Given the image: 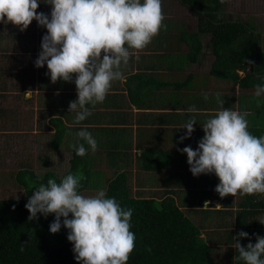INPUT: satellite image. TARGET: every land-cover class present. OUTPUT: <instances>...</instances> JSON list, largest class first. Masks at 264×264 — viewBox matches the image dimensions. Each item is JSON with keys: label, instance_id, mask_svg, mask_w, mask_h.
I'll return each mask as SVG.
<instances>
[{"label": "crops", "instance_id": "1", "mask_svg": "<svg viewBox=\"0 0 264 264\" xmlns=\"http://www.w3.org/2000/svg\"><path fill=\"white\" fill-rule=\"evenodd\" d=\"M41 2L36 11L49 14L51 6ZM161 9L164 19L158 33L139 50L138 61L130 57L129 63L122 65L126 79L113 81L102 103L88 105L91 115L80 125H87L97 149H89L81 158L91 177L104 179V187L105 182L123 177L131 197L156 201L169 197L189 219V210L199 215L196 221L190 220L199 228L210 252L227 249L229 264H234L230 256L236 252L232 245L238 233L239 207L251 203L259 209L254 216H240L249 225L254 222L248 227L249 236L240 240L255 243L256 236L264 235V224L259 222L264 221V208L257 206L264 202V193L220 197L214 191L218 178L213 173L194 177L188 170L186 155L178 149L188 145L195 149L203 136L201 126L222 106L246 113L248 129L262 126L264 94L257 97L255 90H245L235 82L210 75L213 56L207 45L208 35L203 37L198 60L190 61L185 34L196 31L195 19L177 0H161ZM185 11L193 18L194 29L182 17L177 19ZM4 25L7 31L14 30L11 23ZM45 33L46 29L35 20L23 31L18 27L16 33H0V128L10 138L7 143L13 144L15 137L24 141L31 137L36 142L40 130L46 127L51 136L47 148L51 150L56 127L62 125L65 137L59 148L68 151L70 160L74 156L70 145L76 142L79 126L73 125L74 112H69L68 104L76 99V88L72 80L58 78L52 82L46 65L34 66ZM191 105L199 111L185 112ZM189 116L195 117L194 131L179 141L186 131L180 127ZM9 131H15L13 138ZM85 147L88 148L86 144ZM46 161L45 158L43 164H48ZM20 170L26 169L19 168L16 174Z\"/></svg>", "mask_w": 264, "mask_h": 264}, {"label": "clouds", "instance_id": "2", "mask_svg": "<svg viewBox=\"0 0 264 264\" xmlns=\"http://www.w3.org/2000/svg\"><path fill=\"white\" fill-rule=\"evenodd\" d=\"M40 3L0 0V23H11L23 31L35 20L46 29L34 66L46 65L52 82L59 78L75 84L76 99L69 102L68 110L74 112L73 125L79 130L70 147L83 156L89 149H97L87 125H80L91 115L88 105L102 103L112 82L126 79L122 65H127L130 57L138 61L139 50L158 33L164 19L161 0H44L51 6L49 14L36 11ZM254 88L255 96L264 94V82ZM184 111L199 109L191 105ZM195 123L193 116L186 119L180 127L186 131L179 141L190 137ZM201 128L203 136L195 149L190 145L178 149L187 157L189 172L194 177L213 173L219 181L214 191L220 197L264 193V134L249 132L246 113L222 106ZM83 179L82 172H69L59 182L49 178L35 187L24 205L27 219H36L38 213L44 217L54 214L48 230L57 233L62 225L68 230L66 239L79 264H126L135 247V233L130 230L133 209L122 207L103 189L83 195L79 191ZM248 236L239 231L233 237L238 259L245 264H264V235L241 246L239 240ZM24 244L20 243V252Z\"/></svg>", "mask_w": 264, "mask_h": 264}, {"label": "trees", "instance_id": "3", "mask_svg": "<svg viewBox=\"0 0 264 264\" xmlns=\"http://www.w3.org/2000/svg\"><path fill=\"white\" fill-rule=\"evenodd\" d=\"M177 1L196 20V31L185 34L190 61L198 60L203 50V37L208 35L210 39L207 45L213 56L209 67L211 76L235 82L245 90H255L256 84L264 82L261 34L254 26L227 16L223 9L224 0ZM248 130L260 136L264 134V124ZM64 137V127L57 126L51 149L57 150L62 146ZM73 154L67 171L59 176L47 171L38 177L27 169L16 174L20 183L18 185L24 188L21 198L0 199V264H79L74 260L72 245L66 239L68 230L62 225L57 233L49 232L54 214L44 217L38 213L37 218L30 221L24 207L28 195L34 192L33 188L26 187L27 182L37 187L41 183L46 184L49 178L59 182L67 173L79 171L84 176L79 191L87 187L91 177L86 169L87 164L84 165V160L75 154V150ZM105 184L106 196L115 197L122 207L133 209L130 230L135 233V247L126 264H217L210 247L200 236L199 228L175 205L172 198L156 201L152 198L131 197L123 177ZM257 206L264 208V202L257 203ZM239 208L242 210L237 212L236 230L247 232L254 222L249 225L246 218L240 216H254L259 209L256 210V206L251 203ZM48 232L50 234L46 236ZM239 241L241 246L247 244L244 240ZM20 243H25L23 252L19 251ZM231 256L234 264H245L244 261L240 262L237 252Z\"/></svg>", "mask_w": 264, "mask_h": 264}, {"label": "rangeland", "instance_id": "4", "mask_svg": "<svg viewBox=\"0 0 264 264\" xmlns=\"http://www.w3.org/2000/svg\"><path fill=\"white\" fill-rule=\"evenodd\" d=\"M224 10L227 12V16L233 19L245 20L249 24L253 25L257 32L261 34V50L264 52V0H224ZM182 14V16H181ZM177 16V15H176ZM190 27V29L195 28V23L192 17H190L188 12L180 13L177 19H181ZM196 21V20H195ZM4 23H0V33L1 32H12L16 33L18 26H14V30L7 31L4 27ZM13 26V25H12ZM16 27V28H15ZM8 28V27H7ZM252 99V98H251ZM254 100V99H252ZM7 127V126H6ZM13 130L14 127H7ZM10 133L15 131H9ZM5 133L1 131L0 128V199H20L23 194V189L18 185L16 179V171L19 168H25L27 170H33L36 176L41 177L46 173L47 170L55 172L58 176L68 169L69 153L64 148H59L57 151H51L48 147L49 131L46 127L40 130L39 135H37V141L33 139L12 141V143H7L10 138H6ZM15 133H12V138ZM35 138V139H36ZM7 139L6 141H4ZM8 145V148L6 146ZM47 159V163L43 164V160ZM95 176V175H94ZM91 177L88 186L81 191L83 195H95L98 189H103L104 179L101 177ZM106 183V182H105ZM20 184V183H19ZM27 188H33L35 191V185L27 182ZM104 190V189H103ZM32 194L28 195V198ZM188 216L192 221H196L199 215L192 213L190 210ZM48 236V233H45ZM219 249V248H217ZM214 261L218 264H229V252L227 249L221 250V248L216 252L212 253Z\"/></svg>", "mask_w": 264, "mask_h": 264}]
</instances>
